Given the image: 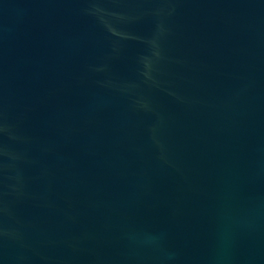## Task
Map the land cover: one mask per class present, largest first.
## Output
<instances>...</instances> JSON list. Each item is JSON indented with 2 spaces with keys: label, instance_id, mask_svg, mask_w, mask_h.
I'll return each mask as SVG.
<instances>
[{
  "label": "water",
  "instance_id": "obj_1",
  "mask_svg": "<svg viewBox=\"0 0 264 264\" xmlns=\"http://www.w3.org/2000/svg\"><path fill=\"white\" fill-rule=\"evenodd\" d=\"M0 264H264V0H0Z\"/></svg>",
  "mask_w": 264,
  "mask_h": 264
}]
</instances>
